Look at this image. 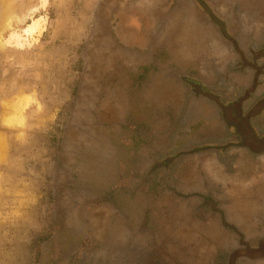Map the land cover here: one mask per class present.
<instances>
[{"label": "rangeland", "instance_id": "374dc122", "mask_svg": "<svg viewBox=\"0 0 264 264\" xmlns=\"http://www.w3.org/2000/svg\"><path fill=\"white\" fill-rule=\"evenodd\" d=\"M168 7L0 0V264H149L153 254L116 251L169 245L202 215L169 178L187 138L200 140L201 114L173 117L155 89L201 83L138 44ZM232 16L218 23L230 38Z\"/></svg>", "mask_w": 264, "mask_h": 264}, {"label": "crops", "instance_id": "0c3cea01", "mask_svg": "<svg viewBox=\"0 0 264 264\" xmlns=\"http://www.w3.org/2000/svg\"><path fill=\"white\" fill-rule=\"evenodd\" d=\"M201 1L219 22L233 14L231 38L199 0H170L159 24L147 28L148 41L138 44L163 48L173 72L201 83V92L155 89L173 117L201 114V138H187L190 150L171 162L169 178L171 189L203 213L187 218L191 229L170 231L169 245L122 246L116 253L153 254L149 264H264V0ZM197 93L201 98L190 97ZM199 99V113L186 105ZM113 260L124 264L126 257Z\"/></svg>", "mask_w": 264, "mask_h": 264}, {"label": "trees", "instance_id": "16d2710c", "mask_svg": "<svg viewBox=\"0 0 264 264\" xmlns=\"http://www.w3.org/2000/svg\"><path fill=\"white\" fill-rule=\"evenodd\" d=\"M222 224H223V226H224L226 229H229V230H231V231L237 233V232L235 231V229H233V227H231L230 225H228V224L225 223L224 221H222ZM243 245H244V243H243Z\"/></svg>", "mask_w": 264, "mask_h": 264}, {"label": "bare ground", "instance_id": "6f19581e", "mask_svg": "<svg viewBox=\"0 0 264 264\" xmlns=\"http://www.w3.org/2000/svg\"><path fill=\"white\" fill-rule=\"evenodd\" d=\"M174 227H175V226H174ZM174 227H173V228H174ZM175 228H176V227H175ZM167 229H168V228H167ZM167 229H166V230H167ZM169 229H170V228H169ZM166 230H165V231H166ZM162 231H163V230H162Z\"/></svg>", "mask_w": 264, "mask_h": 264}]
</instances>
